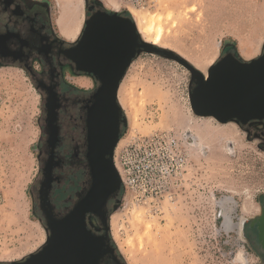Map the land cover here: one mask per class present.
Wrapping results in <instances>:
<instances>
[{"label":"rangeland","instance_id":"rangeland-1","mask_svg":"<svg viewBox=\"0 0 264 264\" xmlns=\"http://www.w3.org/2000/svg\"><path fill=\"white\" fill-rule=\"evenodd\" d=\"M47 1L56 11L55 0ZM110 1L119 13L162 27L158 46L192 63L215 49L218 61L227 44L247 59L239 50L237 23L246 28L254 23L249 0ZM148 33L141 34L144 40L156 36ZM191 79V71L180 62L143 50L122 81L119 93L125 98L127 124L114 152L122 188L121 201L111 207V231L114 213L120 231L119 239L112 231L113 240L126 264H258L245 241L243 221L257 212V201L264 196V148L233 122L236 130L228 140H212L211 148L203 150L194 146L186 120L222 122L192 111ZM42 116L40 92L32 78L20 68L0 69L2 261L24 259L45 239L35 212ZM161 136L174 140L172 150L182 152L185 162L171 172L152 173L145 144Z\"/></svg>","mask_w":264,"mask_h":264},{"label":"flooded vegetation","instance_id":"flooded-vegetation-1","mask_svg":"<svg viewBox=\"0 0 264 264\" xmlns=\"http://www.w3.org/2000/svg\"><path fill=\"white\" fill-rule=\"evenodd\" d=\"M87 7L88 17L106 10L98 0H88ZM55 15L47 0H0V35L6 37L0 69L20 68L28 74L42 102L41 166L35 185V212L45 239L33 253L43 256L50 249L49 242L54 241L56 226L76 205L88 198L90 207L93 186L90 155L93 150L100 152L102 147L101 133H96L90 119L101 81L81 59V37L70 39L63 34ZM229 53L242 61L248 60L238 55L233 44L223 48L220 59ZM248 114L235 111L229 122L243 127L247 137L259 139L264 148V117ZM119 195L110 198L98 211L88 210L84 222L75 220L67 238L66 249L70 248V252L53 258L66 264H126L113 240L110 225L111 207L118 202ZM257 205V212L244 219L243 230L258 264H264V196ZM8 262L11 261L0 260V264Z\"/></svg>","mask_w":264,"mask_h":264},{"label":"water","instance_id":"water-1","mask_svg":"<svg viewBox=\"0 0 264 264\" xmlns=\"http://www.w3.org/2000/svg\"><path fill=\"white\" fill-rule=\"evenodd\" d=\"M78 36L81 37V59L87 63L90 73L101 81L90 109L91 124L96 127L97 134L101 133L102 144L100 152L93 150L90 155L92 201L89 207L88 198L81 200L56 226L47 255L32 253L24 261L14 260L7 264H66L55 260L53 255L70 252L66 246L73 222H84L88 210L98 211L110 198L119 195L122 177L114 162V152L122 138V128L127 124L119 91L132 62L143 50L174 59L191 71V85H195L191 86L189 96L192 111L197 116L214 117L222 123H228L235 111L249 113V117H264V43L262 52L256 57L242 61L229 53L214 62L206 75L175 51L144 40L136 21L116 10H99L86 16ZM224 113L227 115H222ZM117 201L120 202V198Z\"/></svg>","mask_w":264,"mask_h":264},{"label":"bare ground","instance_id":"bare-ground-1","mask_svg":"<svg viewBox=\"0 0 264 264\" xmlns=\"http://www.w3.org/2000/svg\"><path fill=\"white\" fill-rule=\"evenodd\" d=\"M242 1V0H238ZM247 1V0H244ZM253 7L255 20L254 23L246 28L241 23H237V29L239 32V50L240 53L247 59H251L259 55L261 47L264 42V0H249ZM56 3V15L55 19L58 27L63 34L68 36L70 39L76 38L84 25L86 12L84 13V1L83 0H55ZM103 3L109 9L117 10L118 5L110 0H103ZM170 13V12H169ZM133 15L136 18V14L133 11ZM138 17V16H137ZM151 18V17H150ZM153 18V17H152ZM160 18V17H159ZM147 19V18H146ZM153 20V19H152ZM138 28L143 36L149 34L148 32L156 30L153 35H156L153 39H148V42L159 45V39L162 37V27H155L154 24L144 23L140 19H136ZM148 21V20H147ZM158 25V24H157ZM151 38V37H150ZM217 56V50H213L209 53L203 54L200 59L193 61L194 65L203 71L206 75L208 74V67L213 64ZM120 88V92H121ZM122 93H119L120 102L125 108V98L122 97ZM143 96H141V101ZM204 116H201L202 118ZM196 118V117H195ZM213 118V117H207ZM211 120V119H210ZM209 120V122H210ZM194 121V119H193ZM214 121V120H213ZM135 127L139 125L138 120L134 119ZM187 130L191 132L194 138L193 145L198 149L203 150L205 147H210L208 144L212 140L226 139L236 130V127L232 123L221 124L216 122L208 123L204 125L202 123L192 122L186 120ZM133 131V130H132ZM135 131V130H134ZM211 148V147H210ZM231 149V148H229ZM112 231L115 238L119 239V224L116 214L112 215Z\"/></svg>","mask_w":264,"mask_h":264},{"label":"built area","instance_id":"built-area-1","mask_svg":"<svg viewBox=\"0 0 264 264\" xmlns=\"http://www.w3.org/2000/svg\"><path fill=\"white\" fill-rule=\"evenodd\" d=\"M173 142L174 140H170L167 136L152 137L146 141L145 148L148 150L147 157L149 161L147 168L150 172H171L182 167L185 162L184 154L172 150Z\"/></svg>","mask_w":264,"mask_h":264},{"label":"snow or ice","instance_id":"snow-or-ice-1","mask_svg":"<svg viewBox=\"0 0 264 264\" xmlns=\"http://www.w3.org/2000/svg\"><path fill=\"white\" fill-rule=\"evenodd\" d=\"M4 39H6V37L3 36V35H0V54L3 53V48H4V43H3V41H4Z\"/></svg>","mask_w":264,"mask_h":264},{"label":"trees","instance_id":"trees-1","mask_svg":"<svg viewBox=\"0 0 264 264\" xmlns=\"http://www.w3.org/2000/svg\"><path fill=\"white\" fill-rule=\"evenodd\" d=\"M129 15V14H128Z\"/></svg>","mask_w":264,"mask_h":264}]
</instances>
